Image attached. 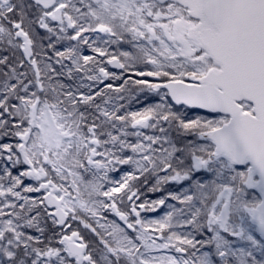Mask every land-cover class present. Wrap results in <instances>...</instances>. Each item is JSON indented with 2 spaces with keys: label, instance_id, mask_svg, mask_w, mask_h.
<instances>
[{
  "label": "snow or ice",
  "instance_id": "snow-or-ice-1",
  "mask_svg": "<svg viewBox=\"0 0 264 264\" xmlns=\"http://www.w3.org/2000/svg\"><path fill=\"white\" fill-rule=\"evenodd\" d=\"M0 264H264V0H0Z\"/></svg>",
  "mask_w": 264,
  "mask_h": 264
}]
</instances>
